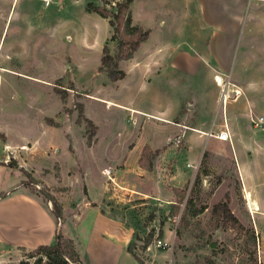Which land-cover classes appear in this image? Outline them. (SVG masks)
I'll use <instances>...</instances> for the list:
<instances>
[{
	"label": "rangeland",
	"instance_id": "374dc122",
	"mask_svg": "<svg viewBox=\"0 0 264 264\" xmlns=\"http://www.w3.org/2000/svg\"><path fill=\"white\" fill-rule=\"evenodd\" d=\"M12 1L0 0V68L6 61L15 70H0V162L14 170L4 184L50 212L48 197L57 201L58 231L82 264H132L120 255L122 244L141 264H264V207L249 214L254 209H246L239 178L255 184L264 206V118L260 127L252 123L264 117V0L247 4L222 79L226 104L241 100L229 109L232 139L197 141L193 153L184 144L188 130L180 127L163 141L166 124L117 106L132 97L146 102L151 92L137 93L131 78L113 80L112 67L101 66L103 45L116 60L117 44L110 39V15L87 3L112 13L123 0H49L47 7L42 0H15L1 37ZM129 14L149 30L131 54L147 57L138 63L144 74L169 44L208 55L196 0H131ZM123 60H117L120 69L128 68ZM232 89L240 94L234 97ZM184 112L194 120L197 110L183 103ZM181 132L184 142H176ZM219 205L247 220H235ZM157 239L170 242L171 250L157 247ZM34 248L0 243V264H31L25 254Z\"/></svg>",
	"mask_w": 264,
	"mask_h": 264
},
{
	"label": "crops",
	"instance_id": "0c3cea01",
	"mask_svg": "<svg viewBox=\"0 0 264 264\" xmlns=\"http://www.w3.org/2000/svg\"><path fill=\"white\" fill-rule=\"evenodd\" d=\"M14 1L11 2V6L5 16L6 20L2 26L1 37L7 28L9 19L10 22L12 21L11 9ZM196 1L197 15L207 29L208 55L205 56L197 50L193 51L186 46L172 48V45L169 44L166 48L163 47L160 54L155 55L153 61H156L157 64L151 67L153 70L147 74H144L143 66L138 65V63L147 61V57H136L135 54L128 59H124L122 64L129 63V65L128 68H125L126 66L122 67L125 71V76L119 79L120 82L131 78L130 81L135 84L134 88L137 93L142 90L151 93L149 95L150 98L145 100L147 103L142 102L141 99L137 101L133 97L129 102H117V106L128 113H136L143 117L147 116L166 124L163 141H167L170 137L180 132V127L188 130L190 133H187V131L184 133L186 140L184 144L189 147L190 153L194 152V143L197 141L205 144L210 139H212V142L213 140L225 142L232 139L233 128L229 109L233 108L241 100L238 102L230 100L226 104L223 113L220 108L218 109L216 101L218 94L221 95L220 85L222 84V79L224 80L231 69L236 41L245 25L243 21L245 8L247 4H250V6L253 4L252 0ZM42 2L46 7L49 5V3L45 4L44 0ZM139 47L136 49L137 51ZM6 54L9 58H5V60L10 59V53L6 52ZM209 61L215 65L213 71L210 69ZM3 65L5 66L0 68V70L15 72V70L10 69L6 65V61ZM219 98L223 103L222 97ZM170 100L174 103V108L172 109L168 104ZM183 103H187L188 107H193L197 110L194 120L189 117L187 112L179 114V109ZM225 103H227V99ZM215 112L217 114L211 118ZM135 115L133 114V117ZM174 119L177 121L173 122ZM138 121V118H136V122ZM188 121L194 127L186 126L185 123ZM223 128H226L229 133V138L226 140L219 139L213 132L208 134L209 130L218 132L223 130ZM196 132L205 134L207 137L203 139L201 138L202 135H197ZM181 133L179 142L181 140L184 142L183 132ZM12 170L7 164L0 162V193H5L0 198V243L19 245L26 248L52 243L56 228L55 217L36 198L28 196L15 188L10 189L4 184V181L11 176ZM239 178L246 209L248 212L250 207L254 209V212H249L252 215L263 209L264 206L259 200L258 193L254 190L255 184L247 183L243 174L239 175ZM233 214L240 221L247 220L244 214L235 213L234 211ZM119 247V252L123 259L129 260L132 264H140L124 248L123 244ZM160 262L156 264H165L162 261Z\"/></svg>",
	"mask_w": 264,
	"mask_h": 264
},
{
	"label": "trees",
	"instance_id": "16d2710c",
	"mask_svg": "<svg viewBox=\"0 0 264 264\" xmlns=\"http://www.w3.org/2000/svg\"><path fill=\"white\" fill-rule=\"evenodd\" d=\"M131 0H123L117 2L114 12H109L105 7L94 6L92 3H87V9L93 10L102 17L110 15L109 24L112 27L111 40H115L117 44L116 60L108 54V47L103 45V56L101 58V66L112 67L108 70L109 76L113 80L122 79L125 76V71L118 68L117 60L128 59L131 54L139 47L149 34V30L143 29L141 26L133 24L129 14V4ZM9 166L10 164L7 163ZM180 197L184 195V189H177ZM5 193H0L2 198ZM48 201L52 202V214L58 220L61 215V207L52 197H48ZM220 210L229 216H232L230 210L222 205H219ZM217 206L215 207V209ZM58 223V221H57ZM127 251L141 264L137 256L130 248ZM27 258H33L31 264H82L79 253L74 249L70 240L65 239L59 233L57 225L54 233V241L49 244H39L34 249L25 254ZM18 264H30L28 260L22 259Z\"/></svg>",
	"mask_w": 264,
	"mask_h": 264
},
{
	"label": "built area",
	"instance_id": "2783aa9c",
	"mask_svg": "<svg viewBox=\"0 0 264 264\" xmlns=\"http://www.w3.org/2000/svg\"><path fill=\"white\" fill-rule=\"evenodd\" d=\"M45 4L49 3V0H44ZM217 77V76H216ZM229 83V82H227ZM220 85V84H219ZM221 97H222V101H223V105L226 104L225 101L226 99H228V95H227V86H223V81L221 84ZM234 94V97H237L240 94V91L238 89H232ZM263 116H258L257 118L252 119V123L255 127H260L263 123ZM208 134H212L211 132H208ZM219 139H224V138H229V133L228 130L225 128L223 130H220L217 134H215ZM180 138V137H179ZM179 138L176 139V142H179ZM156 246L162 249H166L168 251L171 250L172 248V244L168 241H164L162 239H157L156 240Z\"/></svg>",
	"mask_w": 264,
	"mask_h": 264
},
{
	"label": "bare ground",
	"instance_id": "6f19581e",
	"mask_svg": "<svg viewBox=\"0 0 264 264\" xmlns=\"http://www.w3.org/2000/svg\"><path fill=\"white\" fill-rule=\"evenodd\" d=\"M226 139H228V138H224V140H226ZM246 198V197H245ZM252 212H253V210H252Z\"/></svg>",
	"mask_w": 264,
	"mask_h": 264
},
{
	"label": "water",
	"instance_id": "95a60500",
	"mask_svg": "<svg viewBox=\"0 0 264 264\" xmlns=\"http://www.w3.org/2000/svg\"><path fill=\"white\" fill-rule=\"evenodd\" d=\"M214 244V243H213Z\"/></svg>",
	"mask_w": 264,
	"mask_h": 264
}]
</instances>
